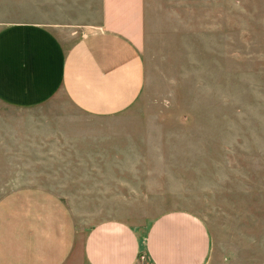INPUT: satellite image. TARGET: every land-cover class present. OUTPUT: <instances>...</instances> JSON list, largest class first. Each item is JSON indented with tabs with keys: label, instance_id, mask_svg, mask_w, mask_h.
I'll use <instances>...</instances> for the list:
<instances>
[{
	"label": "crops",
	"instance_id": "0c3cea01",
	"mask_svg": "<svg viewBox=\"0 0 264 264\" xmlns=\"http://www.w3.org/2000/svg\"><path fill=\"white\" fill-rule=\"evenodd\" d=\"M151 3L0 0V264H264V231L217 247L189 210L135 212L173 176L159 120L115 119L145 83Z\"/></svg>",
	"mask_w": 264,
	"mask_h": 264
},
{
	"label": "rangeland",
	"instance_id": "374dc122",
	"mask_svg": "<svg viewBox=\"0 0 264 264\" xmlns=\"http://www.w3.org/2000/svg\"><path fill=\"white\" fill-rule=\"evenodd\" d=\"M151 4L147 31L136 38L145 83L115 119L159 120V153L175 176L164 192L150 193V204L163 195L162 207L135 212L151 218L189 210L207 223L217 247H250L251 232L264 231L251 223L264 216V0Z\"/></svg>",
	"mask_w": 264,
	"mask_h": 264
},
{
	"label": "built area",
	"instance_id": "2783aa9c",
	"mask_svg": "<svg viewBox=\"0 0 264 264\" xmlns=\"http://www.w3.org/2000/svg\"><path fill=\"white\" fill-rule=\"evenodd\" d=\"M143 257V256H142Z\"/></svg>",
	"mask_w": 264,
	"mask_h": 264
}]
</instances>
